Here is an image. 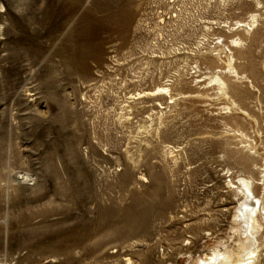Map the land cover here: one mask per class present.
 Returning <instances> with one entry per match:
<instances>
[{"label": "rangeland", "instance_id": "374dc122", "mask_svg": "<svg viewBox=\"0 0 264 264\" xmlns=\"http://www.w3.org/2000/svg\"><path fill=\"white\" fill-rule=\"evenodd\" d=\"M224 258L264 264V0H0V264Z\"/></svg>", "mask_w": 264, "mask_h": 264}, {"label": "bare ground", "instance_id": "6f19581e", "mask_svg": "<svg viewBox=\"0 0 264 264\" xmlns=\"http://www.w3.org/2000/svg\"><path fill=\"white\" fill-rule=\"evenodd\" d=\"M250 184H253V182H251ZM249 194V193H248ZM247 194V195H248ZM252 194L254 195V190H252ZM259 211V208L257 207L255 210H250L249 212H245V211H240V214H242V216H244L245 217V219H246V222H245V226L246 227H249V232H250V237H247V241L251 244V245H253V241H256V232H257V225H256V220L255 219H253V217L256 215L255 214V211ZM254 214V215H253ZM252 216L253 215V217H252V219H251V221H249V219H247L248 218V216ZM249 235V234H248ZM253 237V238H252ZM236 253V252H235ZM238 254V253H237ZM233 254L230 256V259H232L233 260ZM229 259V260H230ZM227 258H224V259H221L220 261H213L212 262V260L211 261H207V263L206 264H227L228 263V261H229Z\"/></svg>", "mask_w": 264, "mask_h": 264}]
</instances>
